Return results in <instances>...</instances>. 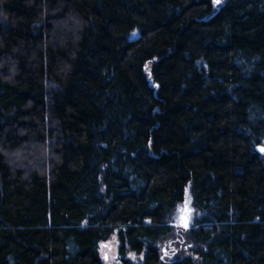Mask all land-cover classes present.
<instances>
[{
  "label": "trees",
  "instance_id": "obj_1",
  "mask_svg": "<svg viewBox=\"0 0 264 264\" xmlns=\"http://www.w3.org/2000/svg\"><path fill=\"white\" fill-rule=\"evenodd\" d=\"M216 1L0 0V264H264V0Z\"/></svg>",
  "mask_w": 264,
  "mask_h": 264
},
{
  "label": "rangeland",
  "instance_id": "obj_2",
  "mask_svg": "<svg viewBox=\"0 0 264 264\" xmlns=\"http://www.w3.org/2000/svg\"><path fill=\"white\" fill-rule=\"evenodd\" d=\"M217 1L216 3L219 4V1H223V0H219L218 2ZM161 251H162V263L161 264H167L168 261H170L174 257V254L188 255L190 253V248H189V244L179 241L175 246L164 244L163 247H161ZM101 256L105 264H115L117 262L116 243L114 239L110 240L109 242H106L102 246Z\"/></svg>",
  "mask_w": 264,
  "mask_h": 264
},
{
  "label": "water",
  "instance_id": "obj_3",
  "mask_svg": "<svg viewBox=\"0 0 264 264\" xmlns=\"http://www.w3.org/2000/svg\"><path fill=\"white\" fill-rule=\"evenodd\" d=\"M263 146H257L256 152L260 155H264V151L261 150ZM178 221H177V220ZM194 220V209L190 200H185L182 204L178 205L175 214L170 220V224L174 227L181 229H189L193 225Z\"/></svg>",
  "mask_w": 264,
  "mask_h": 264
},
{
  "label": "snow or ice",
  "instance_id": "obj_4",
  "mask_svg": "<svg viewBox=\"0 0 264 264\" xmlns=\"http://www.w3.org/2000/svg\"><path fill=\"white\" fill-rule=\"evenodd\" d=\"M262 151H264V148H261Z\"/></svg>",
  "mask_w": 264,
  "mask_h": 264
}]
</instances>
